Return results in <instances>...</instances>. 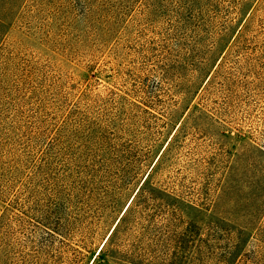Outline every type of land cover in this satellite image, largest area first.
Masks as SVG:
<instances>
[{"label":"rangeland","instance_id":"1","mask_svg":"<svg viewBox=\"0 0 264 264\" xmlns=\"http://www.w3.org/2000/svg\"><path fill=\"white\" fill-rule=\"evenodd\" d=\"M45 16L26 14L0 41V264H91L168 141L161 105L138 113L119 97L140 93L156 38L129 27L122 49H113L124 51L119 71L115 53L77 59L48 46L39 32ZM157 84L151 76L148 90ZM250 88L229 109L215 97L214 119L187 123L157 177L171 184L179 177L182 195L218 200V211L236 219L243 215L229 210L231 201L264 196V82ZM68 187L75 196L58 215ZM260 219L229 264H264ZM57 221L67 234L48 224Z\"/></svg>","mask_w":264,"mask_h":264},{"label":"trees","instance_id":"2","mask_svg":"<svg viewBox=\"0 0 264 264\" xmlns=\"http://www.w3.org/2000/svg\"><path fill=\"white\" fill-rule=\"evenodd\" d=\"M39 10L46 12L39 29L44 43L77 59L100 51L111 59L115 53L119 71L124 51L113 49H122L129 27L151 29L156 38L157 47L147 46L152 65L140 93L119 97L138 113L161 105L168 141L91 264H229L233 251L259 229L264 196L231 201L229 210L243 215L236 219L218 211V200L206 205L182 195L179 177L172 184L157 177L187 123L220 114L210 105L215 97H223L229 109L250 85L264 82V0H0V41L12 23ZM151 76L158 84L148 90ZM166 93L167 102L161 98ZM135 96L140 99L132 100ZM155 147L150 146V154ZM68 188L58 215L65 214L68 197L75 196V189ZM48 224L67 234L59 221ZM223 248L221 256L217 250Z\"/></svg>","mask_w":264,"mask_h":264},{"label":"water","instance_id":"3","mask_svg":"<svg viewBox=\"0 0 264 264\" xmlns=\"http://www.w3.org/2000/svg\"><path fill=\"white\" fill-rule=\"evenodd\" d=\"M124 211H125V209H124ZM124 212H122V214H123ZM122 214L120 215V217L122 216ZM120 217L118 218V220L117 221H119V219H120ZM117 223V222H116ZM115 227V225L113 226V228ZM113 228H112V230H113ZM111 230V231H112ZM111 231H110V233H111ZM107 239V238H106ZM103 245V244H102Z\"/></svg>","mask_w":264,"mask_h":264}]
</instances>
